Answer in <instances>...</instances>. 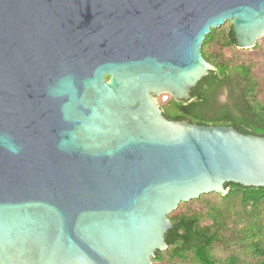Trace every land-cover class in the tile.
I'll return each instance as SVG.
<instances>
[{
	"label": "water",
	"instance_id": "water-1",
	"mask_svg": "<svg viewBox=\"0 0 264 264\" xmlns=\"http://www.w3.org/2000/svg\"><path fill=\"white\" fill-rule=\"evenodd\" d=\"M226 20L253 47L264 0H0V264H153L180 202L264 185V136L157 100Z\"/></svg>",
	"mask_w": 264,
	"mask_h": 264
},
{
	"label": "trees",
	"instance_id": "trees-1",
	"mask_svg": "<svg viewBox=\"0 0 264 264\" xmlns=\"http://www.w3.org/2000/svg\"><path fill=\"white\" fill-rule=\"evenodd\" d=\"M219 27H212L200 46L214 69L191 87L188 100L158 96L162 113L169 119L231 125L242 133L264 136V100L259 96L263 81L253 62H233L224 54L226 48L239 47L230 21L224 32ZM214 44L218 49L212 48ZM223 88L227 99L220 103L217 96ZM224 186L225 194L218 193L224 203L208 204L204 214L188 209L169 214L167 248L156 250L153 264H264V185L229 181ZM202 216L208 221L202 223ZM224 247L227 251L220 255L218 250Z\"/></svg>",
	"mask_w": 264,
	"mask_h": 264
},
{
	"label": "rangeland",
	"instance_id": "rangeland-1",
	"mask_svg": "<svg viewBox=\"0 0 264 264\" xmlns=\"http://www.w3.org/2000/svg\"><path fill=\"white\" fill-rule=\"evenodd\" d=\"M229 20H226L222 26L219 27L221 28L222 31L223 29H227L228 27ZM224 32V31H223ZM216 46V47H215ZM214 50L218 49V46L214 44L212 46ZM225 55L231 56L233 59V62H237L239 60H245V61H250L254 63V71L256 72L257 76L262 79L263 83L262 89L259 93L260 98L264 100V34H262L258 39L256 44L253 47L250 48H226L224 49ZM166 93H163L165 95ZM227 89L223 88L221 91H219L218 96H217V101L220 103H223L227 99ZM218 192H208L205 193L201 198H193L189 201L186 202H181L178 204L175 211H180L184 209H188L189 211H196V212H203L206 208H208V204L217 203L219 205L223 204L224 201L223 199L219 196ZM222 195V194H221ZM173 210V211H174ZM172 211V212H173ZM208 221L207 216H202L201 217V222L205 223ZM236 247V246H235ZM234 248V247H232ZM231 249V248H230ZM236 249V248H235ZM226 248H221L218 250V253L220 255H223L226 252Z\"/></svg>",
	"mask_w": 264,
	"mask_h": 264
},
{
	"label": "flooded vegetation",
	"instance_id": "flooded-vegetation-1",
	"mask_svg": "<svg viewBox=\"0 0 264 264\" xmlns=\"http://www.w3.org/2000/svg\"><path fill=\"white\" fill-rule=\"evenodd\" d=\"M159 96H160V95H159ZM165 96L167 97V95H165ZM166 97H165V98H166ZM165 98H163V95H162V99H165ZM157 100H158V97H157Z\"/></svg>",
	"mask_w": 264,
	"mask_h": 264
},
{
	"label": "built area",
	"instance_id": "built-area-1",
	"mask_svg": "<svg viewBox=\"0 0 264 264\" xmlns=\"http://www.w3.org/2000/svg\"><path fill=\"white\" fill-rule=\"evenodd\" d=\"M166 96L165 95H163V98H165Z\"/></svg>",
	"mask_w": 264,
	"mask_h": 264
}]
</instances>
